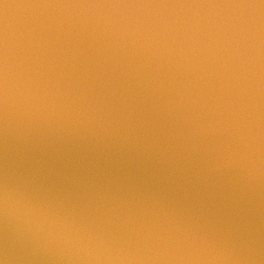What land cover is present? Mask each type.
I'll return each instance as SVG.
<instances>
[{"label": "clouds", "instance_id": "1", "mask_svg": "<svg viewBox=\"0 0 264 264\" xmlns=\"http://www.w3.org/2000/svg\"><path fill=\"white\" fill-rule=\"evenodd\" d=\"M0 264H264V0H0Z\"/></svg>", "mask_w": 264, "mask_h": 264}]
</instances>
